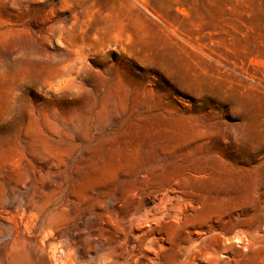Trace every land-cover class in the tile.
Instances as JSON below:
<instances>
[{"label": "rangeland", "instance_id": "1", "mask_svg": "<svg viewBox=\"0 0 264 264\" xmlns=\"http://www.w3.org/2000/svg\"><path fill=\"white\" fill-rule=\"evenodd\" d=\"M6 182L134 203L181 264H264V0H0Z\"/></svg>", "mask_w": 264, "mask_h": 264}, {"label": "bare ground", "instance_id": "2", "mask_svg": "<svg viewBox=\"0 0 264 264\" xmlns=\"http://www.w3.org/2000/svg\"><path fill=\"white\" fill-rule=\"evenodd\" d=\"M4 184L0 199V264H181L185 258L178 261L174 253L162 250L164 244L156 241L158 218L151 216L154 221L144 230L137 222L144 211L141 213L134 203L122 209L117 197L111 195L99 200L101 207L90 202L77 208L73 198L57 195L49 196L42 204L37 192L13 189L10 182ZM162 196L157 200L161 201ZM63 215L69 222L56 226ZM142 235L147 239L146 252L151 253L148 263L140 261ZM188 247L184 246L185 253Z\"/></svg>", "mask_w": 264, "mask_h": 264}]
</instances>
